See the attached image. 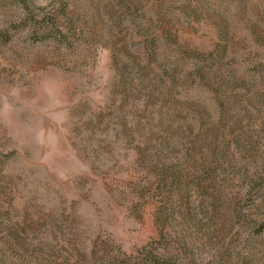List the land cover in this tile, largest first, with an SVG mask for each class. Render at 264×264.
<instances>
[{"label": "rangeland", "instance_id": "rangeland-1", "mask_svg": "<svg viewBox=\"0 0 264 264\" xmlns=\"http://www.w3.org/2000/svg\"><path fill=\"white\" fill-rule=\"evenodd\" d=\"M63 4L58 43L34 20ZM162 32L201 81L167 87L144 51ZM166 167L201 184L157 226ZM159 232L181 264H264V0H0L6 263L141 264Z\"/></svg>", "mask_w": 264, "mask_h": 264}, {"label": "trees", "instance_id": "trees-1", "mask_svg": "<svg viewBox=\"0 0 264 264\" xmlns=\"http://www.w3.org/2000/svg\"><path fill=\"white\" fill-rule=\"evenodd\" d=\"M64 9L65 5H60L58 9H55V12H51V16L48 18L42 14L41 21L45 22L46 26H41L40 22L36 20L37 17L41 16L40 14H36L34 20L35 24L40 27L38 29L44 32H54V40L58 43H63L67 38L68 29L60 20L65 15ZM49 25L51 27H48ZM171 39L172 36L170 34L166 35V33L162 32L161 34L152 36L154 42L147 39L144 46V51L149 52L151 55L156 56L157 50L160 51L161 58H155L153 61L159 68L160 73L164 76V82H166L167 87L170 90L175 89L178 85L179 76L185 79V81L189 79L192 81H201L204 78V74L208 72V68L205 67L207 60L198 54L196 56H194L195 54H188L189 51L179 47L176 43H174L175 47L172 50L169 49V46H171L170 43L173 42ZM153 61L151 62L153 63ZM208 156L210 159L214 158L213 154ZM205 166L206 162L199 164V167H202L201 174L209 176L211 169L204 168ZM159 169L155 186L150 191V197L156 202L155 223L157 226L162 224V221L166 223L169 216L175 213L173 210L177 204H182L181 208L186 207L182 211V215L184 216L187 212L186 209L189 207L187 203L190 198V189L200 190L201 184V180H197L199 183L196 182L195 179L197 178L192 176L190 168L166 167ZM184 210L186 211L184 212ZM160 239L163 240L162 234L159 232V238L157 240L137 249L135 251L137 253V261L141 264H181L182 259L180 253L159 248L161 246ZM4 258L3 251L0 249V264H7L6 258ZM128 260L130 259L125 256H117L110 261V264H129Z\"/></svg>", "mask_w": 264, "mask_h": 264}]
</instances>
